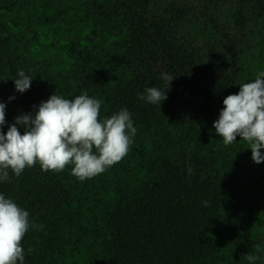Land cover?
<instances>
[{"label":"trees","instance_id":"trees-1","mask_svg":"<svg viewBox=\"0 0 264 264\" xmlns=\"http://www.w3.org/2000/svg\"><path fill=\"white\" fill-rule=\"evenodd\" d=\"M20 70L33 77L22 94ZM260 71L264 0H0V131L52 93L85 91L101 119L127 108L137 129L93 178L36 164L0 182L44 225L26 232L24 264H264V162L212 127ZM162 73L175 76L167 99L141 100L166 88Z\"/></svg>","mask_w":264,"mask_h":264},{"label":"clouds","instance_id":"clouds-1","mask_svg":"<svg viewBox=\"0 0 264 264\" xmlns=\"http://www.w3.org/2000/svg\"><path fill=\"white\" fill-rule=\"evenodd\" d=\"M174 77L162 73L166 88L147 87L139 98L160 106ZM32 79L18 71L13 79L15 91L22 94L29 90ZM222 102L224 107L212 125L215 133L225 145L239 137L248 144L252 161L264 162V71L251 82L239 84L238 93L227 95ZM101 104L86 91L71 99L52 93L34 105L32 112L14 117L7 131H0V182H9L10 173L19 177L36 164L44 172H61L71 166V175L84 181L120 162L128 154L137 129L127 108L101 119ZM5 113L6 104L0 103V127L7 123ZM192 171L189 167L188 172ZM30 227L43 230L44 225L31 224L27 210L0 194V264H24L21 242ZM246 259L255 264L259 256L247 255Z\"/></svg>","mask_w":264,"mask_h":264}]
</instances>
